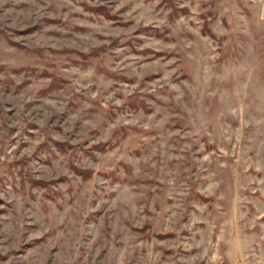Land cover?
Masks as SVG:
<instances>
[{
	"label": "rangeland",
	"instance_id": "obj_1",
	"mask_svg": "<svg viewBox=\"0 0 264 264\" xmlns=\"http://www.w3.org/2000/svg\"><path fill=\"white\" fill-rule=\"evenodd\" d=\"M0 264H264V0H0Z\"/></svg>",
	"mask_w": 264,
	"mask_h": 264
}]
</instances>
